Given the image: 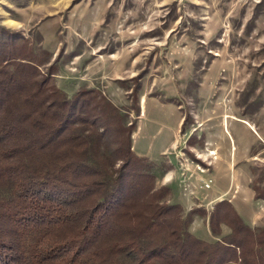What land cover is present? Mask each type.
I'll return each mask as SVG.
<instances>
[{"label":"rangeland","instance_id":"rangeland-1","mask_svg":"<svg viewBox=\"0 0 264 264\" xmlns=\"http://www.w3.org/2000/svg\"><path fill=\"white\" fill-rule=\"evenodd\" d=\"M0 30L6 42L22 36L37 63L49 57L37 79L78 94L75 112L108 128L119 158L104 100L127 113L136 151L156 165V187L169 186L164 201L184 214L206 207L190 225L195 236L214 239L208 214L221 199L264 228V0H0ZM214 160L223 178L209 173ZM230 231L223 224L220 236Z\"/></svg>","mask_w":264,"mask_h":264},{"label":"trees","instance_id":"trees-1","mask_svg":"<svg viewBox=\"0 0 264 264\" xmlns=\"http://www.w3.org/2000/svg\"><path fill=\"white\" fill-rule=\"evenodd\" d=\"M33 53L22 36L0 39V264H264V228L221 199L208 214L214 239L195 236L205 209L164 201L155 163L132 150L127 113L104 100L119 158L108 128L75 112L78 94L37 79L49 57Z\"/></svg>","mask_w":264,"mask_h":264},{"label":"crops","instance_id":"crops-1","mask_svg":"<svg viewBox=\"0 0 264 264\" xmlns=\"http://www.w3.org/2000/svg\"><path fill=\"white\" fill-rule=\"evenodd\" d=\"M141 114H142V112H141ZM180 121H181V118L179 119L178 124L180 123ZM132 137H133V135H132ZM172 144H174V142H172ZM132 149H133L134 153H136L137 155L147 157L146 155L139 154V153L136 151V149H135V145H134V143H133V138H132ZM167 149H168V148L165 147L161 152H166ZM208 150H209V151H210V150H214V151H216V148H208ZM201 154H202V156H204V158H206L205 156H208V155L205 153V150L202 151ZM147 158H149V157H147ZM204 160H205V159H204ZM223 162H224V160H223ZM180 165H181L182 167L185 166L186 169L190 167L189 169H191V170L193 169L194 171H192V172H194V174H197L198 176H200V173H205V172L196 171L197 168L194 167V166H192V165H190L189 167H187L186 164H185V158H182V160L180 161ZM183 169H184V168H183ZM208 169H209V173H210V174L215 175V176H217L218 178H223V176H224V172H223V170H222V167H221L220 165H218V164L215 162V160H214V161L212 162V164L208 167ZM185 171H186V170H185ZM174 174H175V171L171 170V168H170L169 170H167V172H164V174H163L161 177H158L159 182H160L161 184H167V183L171 180V177L173 178ZM168 187H169V186H168ZM217 197H219V196H217ZM170 202H171V201H170ZM198 206L205 207V206H203L201 203L196 202L194 205H192V206L189 208V210L192 209V207H198ZM205 208H206V207H205ZM207 209H208V208H207Z\"/></svg>","mask_w":264,"mask_h":264},{"label":"built area","instance_id":"built-area-1","mask_svg":"<svg viewBox=\"0 0 264 264\" xmlns=\"http://www.w3.org/2000/svg\"><path fill=\"white\" fill-rule=\"evenodd\" d=\"M209 183H210V180H208L207 182H205V187H208L209 186Z\"/></svg>","mask_w":264,"mask_h":264}]
</instances>
